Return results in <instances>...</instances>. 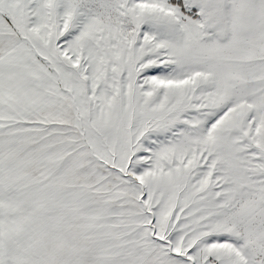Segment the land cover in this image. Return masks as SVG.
<instances>
[{
	"label": "snow or ice",
	"instance_id": "1",
	"mask_svg": "<svg viewBox=\"0 0 264 264\" xmlns=\"http://www.w3.org/2000/svg\"><path fill=\"white\" fill-rule=\"evenodd\" d=\"M0 264H264V0H0Z\"/></svg>",
	"mask_w": 264,
	"mask_h": 264
}]
</instances>
